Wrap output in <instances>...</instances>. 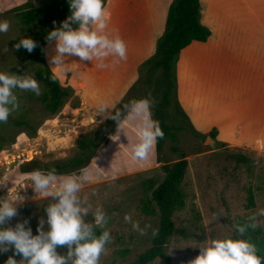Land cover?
<instances>
[{"label":"rangeland","instance_id":"rangeland-1","mask_svg":"<svg viewBox=\"0 0 264 264\" xmlns=\"http://www.w3.org/2000/svg\"><path fill=\"white\" fill-rule=\"evenodd\" d=\"M53 1L29 0V3L42 7ZM204 3L211 6L212 0H204ZM23 9V5L8 4L4 8L0 7V21L11 24L6 34L0 33V72L33 76V69L39 61L28 59L23 48L15 50V44L20 38L30 36L19 17ZM38 28L39 26L33 27V32ZM38 82L42 89L40 96L30 91L16 92L20 110L11 115L27 118L38 127L37 136L29 138L22 129L12 127L9 121L0 123V132L14 141L7 144L0 153V201L8 196L23 198L22 203L16 202L18 216L5 227H15L18 222L28 220V227L32 228L33 235L38 234L37 228L42 220L45 221L44 230H48L44 209L56 201L38 197L31 187L30 177L21 172V167L32 161L50 164L77 156L80 152L77 147L79 137L94 132L101 125L96 126L93 121L89 127H82L75 117L77 113L72 116L73 111L69 107L79 108L80 99L71 86L74 95L66 100L64 108L57 115L49 116L42 100L46 89ZM145 90L146 87L138 85L134 95L143 97ZM151 101L154 114L158 96L152 95ZM176 134V143H164L160 162L157 161L156 154L157 165L154 168L143 172H137V169L121 170L107 179L88 183L79 193L81 198L87 196L92 205L85 218L86 222L94 224L96 207H102L110 217L107 230L111 233L112 242L107 245V253L101 256L100 264L134 262L152 246L156 236L152 235V229L158 232L160 214L157 212L155 215H146L143 211L144 205H155L152 190H148L149 181L162 182L166 178L162 167L175 163L182 156L188 161L181 185L186 194V206L175 212L172 218L179 232L170 238L166 248L170 263L159 258L150 264H190L200 254V248L207 246L212 239H243L235 225L244 224L250 216L264 209V152L255 153L217 145L210 136L201 139L186 131ZM133 145L134 143H128L123 146L126 155L119 161L124 165L123 169H131L138 164L128 158V154L133 155L136 144ZM173 147H177L178 151ZM99 159L97 158L95 165ZM126 214H131L133 221H138L141 227L151 225L152 229H149L147 235H140L130 223L125 222ZM258 220V227L264 229V217H258ZM101 232L99 228L96 229V234L100 235ZM57 251L60 255H67L68 249L58 248ZM12 255L13 251L0 254V264H5ZM15 258L18 261L21 259L20 256Z\"/></svg>","mask_w":264,"mask_h":264},{"label":"crops","instance_id":"crops-1","mask_svg":"<svg viewBox=\"0 0 264 264\" xmlns=\"http://www.w3.org/2000/svg\"><path fill=\"white\" fill-rule=\"evenodd\" d=\"M173 0H107L109 31L126 43L127 60L101 70L91 61L70 57L69 69L50 64L55 42L47 44L45 58L63 85L80 99L76 112L82 127L95 121L99 126L139 79L141 65L153 57L163 35ZM29 0H0V7L25 5ZM201 22L212 35L206 42L193 41L177 63L178 98L193 126L208 134L217 129V141L229 148L264 152V0H201ZM109 109L101 112L99 107ZM139 143L133 122L117 130L89 167L91 182L104 180L121 170L143 172L157 165L156 144L150 158L136 167L123 169V146ZM133 145V146H134ZM99 159L98 164L95 161ZM143 163V164H142Z\"/></svg>","mask_w":264,"mask_h":264},{"label":"clouds","instance_id":"clouds-1","mask_svg":"<svg viewBox=\"0 0 264 264\" xmlns=\"http://www.w3.org/2000/svg\"><path fill=\"white\" fill-rule=\"evenodd\" d=\"M69 3L71 15L46 37L49 44L55 42V55L51 56L50 64L67 70L72 64L65 61L79 57L104 70L126 61L127 45L118 34L109 31L111 14L104 0H69ZM10 28V22L0 21V33L6 34ZM38 46L32 38L24 37L15 44V50L23 48L32 53ZM17 91L42 94L41 85L33 76L0 72V123H7L9 117L20 110ZM151 107L149 99L132 100L123 105V111L109 115L117 122V136L126 123H134L139 143L134 147L132 158L139 162H146L158 139L165 136L159 123L152 119ZM108 109L107 104H102L98 110ZM27 175L38 197L52 198L56 202L44 209L48 230H44L45 221L42 220L38 234L33 235L32 228L27 226L28 220L18 222L15 227H5L18 216L16 202L22 203L23 198L8 196L0 201V254L13 251L5 264H100L101 256L107 253V245L112 242L107 230L110 217L102 207H96L94 224L85 220L92 205L87 196L81 198L79 193L92 180L89 169L71 175H58L54 168L46 173L37 169ZM258 217H264V209L250 216L244 224L235 225L236 231L244 236L249 229L255 230L259 225ZM124 220L142 236L152 229L151 225L141 227L131 214H126ZM97 228L102 230L99 236ZM157 234V230L152 229V235ZM64 247L68 249L67 255H60L57 249ZM16 256L21 259L18 261ZM190 264H264V257L257 254L256 246L248 240L212 239L200 248V254Z\"/></svg>","mask_w":264,"mask_h":264},{"label":"trees","instance_id":"trees-1","mask_svg":"<svg viewBox=\"0 0 264 264\" xmlns=\"http://www.w3.org/2000/svg\"><path fill=\"white\" fill-rule=\"evenodd\" d=\"M104 3L106 5L107 0H104ZM23 6L24 9L19 13L20 20L26 26L27 33L30 34L27 37L32 38L39 45L32 53L25 49L26 57L39 61L32 74L44 85L46 89L42 99L44 108L49 116H54L64 108L66 100L74 95V91L70 86H63L47 64L45 52L48 42L46 37L55 28L60 27L61 23L71 15L70 3L69 0H54L42 7L32 6L29 2ZM35 26H39V28L33 32ZM73 27L76 28L78 25H73ZM211 35L212 31L201 22V0H173L169 7L165 31L157 42L155 55L141 65L138 81L113 113L115 114L119 110L123 111V105L132 100L149 99L151 101L152 95L158 96L157 105L153 110L154 114L152 113L153 105L151 107L152 119L155 121L157 119L165 133L164 139H158L156 143L158 162H160V153L164 143L166 141L176 143L178 141L176 133L179 132L186 131L201 139L210 136L217 145L223 146L221 142L217 141V129H213L208 134L195 129L178 98L177 63L182 50L193 41L206 42ZM12 73L19 75L18 72ZM138 85L146 87L143 97L134 95ZM8 121L12 127L22 129L29 138L37 136L38 127L27 118L10 116ZM116 130L117 122L109 118L94 132L79 137L77 147L80 152L77 156L50 164L32 161L23 165L21 172L28 174L39 169L46 173L54 168L58 175L79 174L80 170L87 168L106 147ZM12 141L0 132V153ZM173 148L178 151L177 147ZM162 168L166 173V178L162 182L151 180L148 186V190H152V201L155 205L143 206L146 215H155L159 212L158 234L153 239L152 246L136 261L128 264H150L159 258L170 263L166 248L170 238L179 232L173 222V215L186 206V194L181 185L185 179L188 161L185 156H182L180 160L173 164H165ZM97 235L99 236V234ZM242 238L254 244L257 254L264 257V229L262 227H257L255 230L249 229Z\"/></svg>","mask_w":264,"mask_h":264}]
</instances>
